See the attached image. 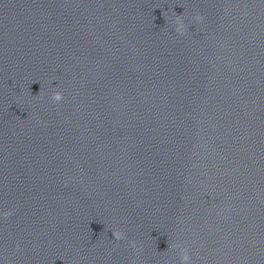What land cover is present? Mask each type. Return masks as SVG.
Returning a JSON list of instances; mask_svg holds the SVG:
<instances>
[{
    "label": "clouds",
    "instance_id": "9594fccd",
    "mask_svg": "<svg viewBox=\"0 0 264 264\" xmlns=\"http://www.w3.org/2000/svg\"><path fill=\"white\" fill-rule=\"evenodd\" d=\"M195 19L197 21H203L204 20V16L203 15H197L195 17ZM175 32L179 35H184L186 33L187 26L184 23V19H183V15H176V20H175ZM52 102L53 103H58L60 101H62L63 99V92L60 90H55L52 93L51 96ZM13 214V210L12 209H6L4 210V212L2 213L4 218H7L9 216H11ZM113 236L116 240H122L125 239V233L119 229H113L112 230ZM130 246L133 249H136L137 251H140L141 249L137 248V244L135 241H131L130 242ZM17 247H19V245H17ZM172 247L178 248L179 249V255H180V261L181 264H189L190 262V255H189V251L187 249V247L179 245V244H173Z\"/></svg>",
    "mask_w": 264,
    "mask_h": 264
}]
</instances>
